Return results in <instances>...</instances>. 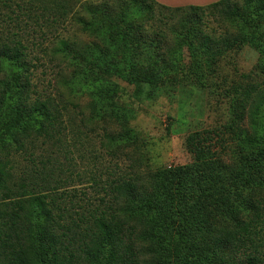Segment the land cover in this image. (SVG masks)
Masks as SVG:
<instances>
[{
    "label": "trees",
    "instance_id": "trees-1",
    "mask_svg": "<svg viewBox=\"0 0 264 264\" xmlns=\"http://www.w3.org/2000/svg\"><path fill=\"white\" fill-rule=\"evenodd\" d=\"M74 3L86 16L73 17ZM0 4L15 14L11 0ZM26 4L41 43H25L13 27L19 17L0 19V264H264V80L240 75L224 90L228 120L186 137L190 163L147 173L129 164L126 175L104 182L95 204L80 205L76 192L56 188L53 157L37 154L38 143L67 153L75 131L67 107H81L73 100L84 98L83 121L87 112V121L110 125L101 147L128 160L137 138L132 109L116 99L119 81L137 97L186 84L213 93L222 86L214 81L219 63L242 45L259 55L250 74L264 73V0L176 8L153 0ZM215 15L232 33H205L203 19ZM69 17L86 40L56 32ZM39 65L53 73L50 94L35 90Z\"/></svg>",
    "mask_w": 264,
    "mask_h": 264
},
{
    "label": "rangeland",
    "instance_id": "rangeland-1",
    "mask_svg": "<svg viewBox=\"0 0 264 264\" xmlns=\"http://www.w3.org/2000/svg\"><path fill=\"white\" fill-rule=\"evenodd\" d=\"M11 1L14 4L11 11L15 14H11L7 7L0 8V19L7 15L19 17L20 22L13 27L16 32L20 31L24 34L25 43L30 47L41 43L42 32L39 24L26 18L28 0ZM29 1L36 2V0ZM15 3L24 8L20 10ZM72 12L74 18L77 15L86 16L78 3H74ZM203 22V30L211 36L215 34L218 37L228 32L232 33L229 25L217 19V15L208 16ZM79 27V24L69 17L58 25L56 32L63 35L72 34L80 41L86 40ZM42 30L48 34L53 33L46 29ZM181 57L186 65L192 61L187 50H184ZM258 58V53L249 46L242 45L238 49L231 50L219 63L220 68L214 75L216 76L214 81L222 86L213 93L186 84L179 85L174 90L163 87L152 96L153 98H147L145 94L137 97L134 96L131 86L119 81L120 89L116 99L120 105L132 109L133 117L129 121V129L137 138L136 144L131 147L132 154L127 157L128 160L124 154L118 158H110L101 147L100 141L104 130L107 129L105 126L110 125L108 122L87 121V112L83 121L82 110L86 104L84 98L73 100L74 104L79 103L81 107H77V104L67 107L71 119L66 117V124L71 121L74 132L81 130L79 134L74 135V132H71L72 135H69L67 153L57 152L50 144L38 143L37 154L41 159L44 155V160L48 156L53 157L51 163L54 166L48 167L53 178L60 181L59 184H55L56 188L58 185L63 193L76 192L77 198L74 200L80 205L84 202L98 203V198L104 195L101 188L104 182L122 174L126 175L130 171L129 164H132V170L137 173L188 164L192 161V155L185 148L186 137L195 131L219 129L228 120L227 107L230 96H225L224 90L227 87L231 88L232 85L235 86L236 81L240 80V75H249L248 81L252 83L264 80V73L251 75L255 72ZM50 71L51 69H44L41 65L34 68L33 83L35 90L40 94L52 92L49 81L53 73Z\"/></svg>",
    "mask_w": 264,
    "mask_h": 264
},
{
    "label": "crops",
    "instance_id": "crops-1",
    "mask_svg": "<svg viewBox=\"0 0 264 264\" xmlns=\"http://www.w3.org/2000/svg\"><path fill=\"white\" fill-rule=\"evenodd\" d=\"M79 1H95V0H79ZM153 1L166 7L176 8V7H186V6L204 7L212 3H216L220 0H153Z\"/></svg>",
    "mask_w": 264,
    "mask_h": 264
}]
</instances>
